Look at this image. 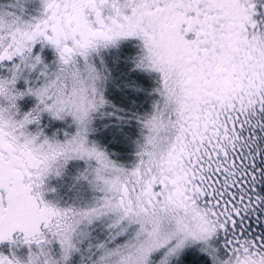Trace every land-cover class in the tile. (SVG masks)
<instances>
[{
  "label": "snow or ice",
  "instance_id": "6c2138e0",
  "mask_svg": "<svg viewBox=\"0 0 264 264\" xmlns=\"http://www.w3.org/2000/svg\"><path fill=\"white\" fill-rule=\"evenodd\" d=\"M0 264H264V0H0Z\"/></svg>",
  "mask_w": 264,
  "mask_h": 264
},
{
  "label": "rangeland",
  "instance_id": "374dc122",
  "mask_svg": "<svg viewBox=\"0 0 264 264\" xmlns=\"http://www.w3.org/2000/svg\"><path fill=\"white\" fill-rule=\"evenodd\" d=\"M62 191H67V186H64Z\"/></svg>",
  "mask_w": 264,
  "mask_h": 264
}]
</instances>
